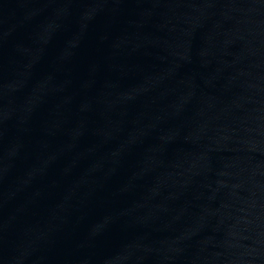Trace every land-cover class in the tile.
<instances>
[{
    "label": "water",
    "instance_id": "water-1",
    "mask_svg": "<svg viewBox=\"0 0 264 264\" xmlns=\"http://www.w3.org/2000/svg\"><path fill=\"white\" fill-rule=\"evenodd\" d=\"M0 264H264V0H0Z\"/></svg>",
    "mask_w": 264,
    "mask_h": 264
}]
</instances>
